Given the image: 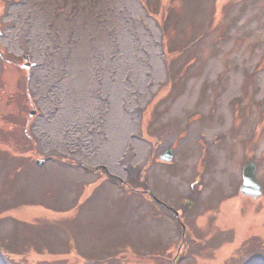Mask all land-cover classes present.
I'll list each match as a JSON object with an SVG mask.
<instances>
[{"label":"rangeland","instance_id":"obj_1","mask_svg":"<svg viewBox=\"0 0 264 264\" xmlns=\"http://www.w3.org/2000/svg\"><path fill=\"white\" fill-rule=\"evenodd\" d=\"M258 213L264 0H0V264H264Z\"/></svg>","mask_w":264,"mask_h":264},{"label":"water","instance_id":"obj_2","mask_svg":"<svg viewBox=\"0 0 264 264\" xmlns=\"http://www.w3.org/2000/svg\"><path fill=\"white\" fill-rule=\"evenodd\" d=\"M25 58L28 60L24 63V66L30 69L31 63L29 61V56L25 55ZM33 114V112L31 113ZM173 157V149L169 148L166 149L162 154L161 158L164 160H172ZM255 170H256V162L251 161L244 165L243 168V176L244 181L241 185V191L244 194L252 195L254 197H258L262 192V185L259 183L257 178L255 177Z\"/></svg>","mask_w":264,"mask_h":264},{"label":"bare ground","instance_id":"obj_3","mask_svg":"<svg viewBox=\"0 0 264 264\" xmlns=\"http://www.w3.org/2000/svg\"><path fill=\"white\" fill-rule=\"evenodd\" d=\"M237 199L231 203H229L230 201H227L226 202V205L229 207L228 208V215L231 217L233 216V214H236V212L238 211V201H239V197H236ZM253 220V223H254V228L255 227H258V226H261L262 224V221L264 220V213H258V214H255L254 217L252 218ZM246 221L248 219H245ZM228 221H230V224L231 225H234V221L233 219H228ZM264 225V224H263ZM232 247H231V244L230 245H225L223 246L222 248H220L218 251H217V257H220L221 256V253H225V252H228V250H230Z\"/></svg>","mask_w":264,"mask_h":264},{"label":"flooded vegetation","instance_id":"obj_4","mask_svg":"<svg viewBox=\"0 0 264 264\" xmlns=\"http://www.w3.org/2000/svg\"><path fill=\"white\" fill-rule=\"evenodd\" d=\"M167 148H168V147H167ZM165 149H166V148H163L162 151L165 150ZM115 176H116V175H115Z\"/></svg>","mask_w":264,"mask_h":264}]
</instances>
